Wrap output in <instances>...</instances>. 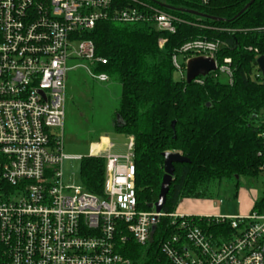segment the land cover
<instances>
[{
    "label": "built area",
    "instance_id": "1",
    "mask_svg": "<svg viewBox=\"0 0 264 264\" xmlns=\"http://www.w3.org/2000/svg\"><path fill=\"white\" fill-rule=\"evenodd\" d=\"M126 2L0 0V264H132L124 245L132 239L148 246L166 217L179 229L160 244L170 264H264V210L213 216L231 228L229 235L214 236L192 215L140 209L133 138L123 155L108 152L111 143L106 150L91 146L90 156L106 161L102 195L64 183L68 61L106 63L95 58L85 33L105 18L147 22L169 33L182 21L141 0ZM226 45L189 40L173 54V64L186 78L191 58L212 57L211 72L232 82V59L217 58ZM91 75L109 81L105 73ZM201 77L195 80L202 83Z\"/></svg>",
    "mask_w": 264,
    "mask_h": 264
},
{
    "label": "trees",
    "instance_id": "2",
    "mask_svg": "<svg viewBox=\"0 0 264 264\" xmlns=\"http://www.w3.org/2000/svg\"><path fill=\"white\" fill-rule=\"evenodd\" d=\"M141 1L178 16L182 21L176 32L156 30L147 22L105 18L85 37L95 44V58L106 60L90 63L92 70L121 85L113 130L134 140L138 207L148 210L158 199L165 152H179L190 160L174 163L163 208L169 213L184 198L210 199L225 183L235 181L238 187L240 177L263 174L264 77L257 58L264 55V0ZM198 38L226 42L217 58L232 59V82L216 72L202 76V83L175 78L173 54ZM105 170L104 157L82 158L83 187L102 195ZM256 210H264V196L255 202L252 211ZM192 217L214 236L231 234L228 221ZM178 230L169 218H163L148 246L130 239L123 252L132 264H170L160 244Z\"/></svg>",
    "mask_w": 264,
    "mask_h": 264
},
{
    "label": "rangeland",
    "instance_id": "3",
    "mask_svg": "<svg viewBox=\"0 0 264 264\" xmlns=\"http://www.w3.org/2000/svg\"><path fill=\"white\" fill-rule=\"evenodd\" d=\"M179 61L184 64L185 60L180 56ZM68 65L73 67L67 79L63 128V152L68 158L63 162L62 171L65 184L83 187L82 158L91 155V146L95 142H100L99 136L108 134L110 137L113 147L109 148L108 152H113L115 149H126L129 138L113 130L121 85L115 80L101 82L94 79L91 72H96L92 70L88 60L71 58ZM174 76L177 79L182 77L177 70ZM263 196V174L254 178L242 176L238 180V187L235 181L228 182L213 198H184L176 210L184 215L196 216L248 215L252 212L254 203ZM220 200H222L221 203Z\"/></svg>",
    "mask_w": 264,
    "mask_h": 264
},
{
    "label": "water",
    "instance_id": "4",
    "mask_svg": "<svg viewBox=\"0 0 264 264\" xmlns=\"http://www.w3.org/2000/svg\"><path fill=\"white\" fill-rule=\"evenodd\" d=\"M250 4L251 3H248L239 12V15L243 11H245L249 7ZM163 6L166 8H169V9H175L174 7L169 6V5L163 4ZM179 10L201 15L199 12H196V11H190V10H186V9H179ZM257 63H258V67H259V69L262 72V75L264 77V55H261L260 57L257 58ZM215 69H216V66H215L214 58L208 57V56L193 57L188 61L187 65H186V80H187V82H191L196 77L205 76L209 72H211ZM163 155H164V171H165V174H164L163 179H162L160 192H159L157 201L154 203H151L149 205V208L155 207V209L158 212L163 210L164 205L166 203V196H167V193L169 191V187H170L171 181L173 179V174H174V170H175L174 163L190 162V160L187 157L183 156L179 152H171L170 151V152H165ZM154 229H155V227H153V230Z\"/></svg>",
    "mask_w": 264,
    "mask_h": 264
},
{
    "label": "crops",
    "instance_id": "5",
    "mask_svg": "<svg viewBox=\"0 0 264 264\" xmlns=\"http://www.w3.org/2000/svg\"><path fill=\"white\" fill-rule=\"evenodd\" d=\"M100 138V142H95L93 143L92 145H96L97 148L96 149H100V150H104L105 148L107 149L108 147V144L110 143V137L108 136V134H102L99 136ZM128 137V136H127ZM129 138V137H128ZM112 144V143H111ZM113 145L111 146V149H112ZM115 148V147H114ZM105 149V150H106ZM114 150V149H113ZM128 150V148L126 147V149H115V151H113L112 153H115V154H120V155H123L126 153V151ZM255 204V203H254ZM254 207V205H253ZM177 211V210H176ZM178 212V211H177Z\"/></svg>",
    "mask_w": 264,
    "mask_h": 264
},
{
    "label": "bare ground",
    "instance_id": "6",
    "mask_svg": "<svg viewBox=\"0 0 264 264\" xmlns=\"http://www.w3.org/2000/svg\"><path fill=\"white\" fill-rule=\"evenodd\" d=\"M97 147V146H96Z\"/></svg>",
    "mask_w": 264,
    "mask_h": 264
}]
</instances>
